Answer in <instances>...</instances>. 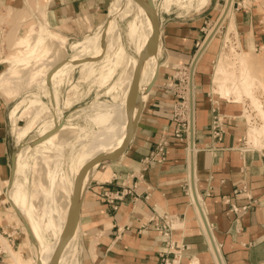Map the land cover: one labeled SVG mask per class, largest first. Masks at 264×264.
I'll use <instances>...</instances> for the list:
<instances>
[{
	"label": "crops",
	"instance_id": "0c3cea01",
	"mask_svg": "<svg viewBox=\"0 0 264 264\" xmlns=\"http://www.w3.org/2000/svg\"><path fill=\"white\" fill-rule=\"evenodd\" d=\"M29 1L0 0V72L7 67V61L1 58L8 46L33 21V14H28L32 11L28 8ZM36 1L43 8L45 26L65 35L55 28L68 34L85 31L105 19L113 0ZM199 1L202 8L190 14L173 12L172 6L169 11L156 8L160 22L156 73L126 148L115 158L99 161L78 202L77 240L73 248L76 264H163L164 258L173 260V264H264V146L257 147L248 141L249 128L242 118L243 103L215 92L213 65L220 54L222 34L215 32L201 52L228 0ZM34 14L37 15L36 11ZM263 14L256 0H232L221 25L240 52H251L264 44ZM210 22L214 23L207 30ZM34 31L37 30L30 34ZM58 40L65 45V41ZM198 52L201 53L192 75L190 99L188 74ZM186 87L191 120L184 137L179 138L174 130L177 119L181 118L178 106L185 101ZM0 88V187L3 189L5 181H13L11 157L17 144L10 117L14 98L2 90L5 87L0 85ZM116 88L120 89V85ZM122 97L121 104L126 99L125 93ZM19 113L20 109L16 112L17 124L22 121ZM215 115L223 122L221 139L211 133ZM162 136L168 138L165 158L145 161L144 157ZM41 143L34 140L30 148ZM95 143L96 140L88 146L84 160ZM118 151L116 147L112 154ZM81 166L86 169L85 165ZM61 173L64 174L59 172L57 178ZM16 183L17 180L8 189L14 204L12 191ZM72 183L73 194L76 188L73 178ZM2 191L0 238L16 253L17 263L0 242V264H37L39 251L24 223L23 231L15 219L9 220L3 213ZM10 197L7 192L6 201L14 209ZM63 199L58 203L64 201V208L59 205L54 211L57 216H49L50 221L58 219L60 232L67 222L61 214L69 207L71 197ZM232 205L238 210H232ZM26 209H31L28 204ZM151 217L168 220L170 229L164 233V229L150 221ZM39 229L45 236L44 230ZM27 244L32 245L27 248Z\"/></svg>",
	"mask_w": 264,
	"mask_h": 264
},
{
	"label": "rangeland",
	"instance_id": "374dc122",
	"mask_svg": "<svg viewBox=\"0 0 264 264\" xmlns=\"http://www.w3.org/2000/svg\"><path fill=\"white\" fill-rule=\"evenodd\" d=\"M114 1L115 0L112 1V4ZM125 1L127 0H123L122 4ZM133 1L137 2V0ZM256 1L264 12V0ZM112 4L107 10L105 19L98 24L89 26L85 31H77V33L71 31L70 34H68L60 28L49 25L52 28L60 30L67 36L66 37L58 31L45 26L43 8L40 7V4L36 0H30L28 8L32 11L28 14H33V21L23 34L17 35L12 40L10 47L8 46L5 51L6 55L1 58V61H7V67L0 72V77L4 74L1 80L3 81L2 86L5 88L2 90L10 94V97L14 98L13 103H15L10 110V117L13 123L15 142L17 144L16 150H19L18 139L26 131H33L26 139L27 143H31L34 140L36 141L37 138V140L43 141L51 137V134L47 136L39 135V133H42L40 129L43 130L47 128L49 122L53 124L56 123L53 127L58 131L61 130L62 125L68 128L60 139L53 142L43 141L38 146L32 149L29 148L25 156L29 164L25 177H23V175L14 174L12 180H17L18 184L26 188V201L31 208L30 211L22 207L23 209L19 208V211L15 212V209L11 208L6 201V194L11 183L10 181L8 183L7 181L4 182L5 186L3 189L0 187L1 191L3 190L2 198L5 204L3 213L7 214V218L9 220L15 219L17 222L16 224L21 226L24 231L23 223L26 220L25 216L28 217L31 215L30 217L33 218L32 221L34 224L44 230L45 236L52 244L56 243L54 241L57 239L54 236L58 237V234L55 232H60V224L57 218H53V221L51 219V222L49 216H57V214H54V211L59 208L60 204L58 201L60 199H63V197H69L70 199L72 196L71 187L73 186V175L71 173V168L74 165V161L77 163V170L80 171V165L83 163V155L87 151L88 146L93 143L96 139L95 137H98L104 130L100 124L94 121L99 109L97 107H100L102 110L105 106H114L122 103L123 93H125L126 97L128 96L133 79V76L127 74V72L131 64L135 65L138 62L137 44L131 40L130 34H128L130 23L138 16V9L134 8L129 3L132 9L130 11L131 6H128L126 9L131 13H128V11L126 14L121 13L123 16L120 13L112 16ZM156 5L163 11H169L172 6L173 12L178 14H190L202 8L199 0H156ZM34 11H36L37 15L34 14ZM106 18L107 22H105ZM112 18L114 19L113 23ZM110 23L111 25L115 24L117 29L107 41L106 47H102L103 49L101 51L99 48L94 52L91 51L87 53V51L85 52L80 46L75 48L76 44L85 42L92 37L102 38L105 42V38H107L106 36L109 32L108 29L111 26ZM213 23L214 22H210L206 29L208 30ZM34 29L37 31L30 34V31ZM143 30L144 29H140L141 36L144 34ZM217 31L218 34H222V41L218 49V53L220 54L218 57V53L216 55V62L220 58H225V60L230 62V69L241 75L244 71L240 64L241 59L246 58L249 60L250 64L248 67L250 72L248 71V73L251 75L256 73V75H258L256 77V96L264 105V86L260 87V82L264 85V44L255 49L253 48L254 50L251 52H240V49L236 48L228 32L224 33L221 23L216 32ZM51 33L59 35L58 38L65 41L64 50L67 55L66 57H71L75 53V55L82 53L79 54V56L81 55L83 58L80 61L81 63L79 62L71 70L65 71L61 76L56 78L54 82L56 83L55 85L53 84L54 80L49 82L48 78L57 69V66L53 64L56 63L61 56H58V59L55 57L54 59L48 57L51 53L49 55V51H46L45 43L50 35L54 37V40L58 44H62V42ZM37 34H39L38 38H40L42 42L34 46L31 42ZM95 52L98 54H95ZM62 56L64 55L62 54ZM84 56L86 59H84ZM85 60H88V62H84ZM250 61L253 62V65ZM216 62L213 65V71ZM246 72L247 70H245V73ZM188 76L190 77V93L188 96H190L191 99V71ZM213 82L215 89L220 82H216L214 76ZM117 83L120 85V89L116 88ZM51 89L52 93L50 91ZM187 90L188 88L186 87L184 91L185 101L178 106V116L184 118L183 120L185 122L187 120L188 125L191 120V105L188 103L189 98H186ZM237 92L242 94L239 87ZM226 98L235 101V97L233 96H227ZM242 98L241 102L245 107V109L243 107L244 112L242 118H245L246 122L248 121V128L251 127V122L249 121L260 124V119L257 116V112L252 108L249 97L244 95ZM18 109H20L19 116L22 117L20 124L16 123V112ZM56 119L60 121H56ZM70 130H74V134L71 133ZM91 134H93V136H91ZM263 141L264 139L262 138L260 142L255 145L257 147L264 146ZM247 144L249 145L250 143ZM74 148L75 150H73ZM33 151L35 154L32 153ZM61 171H63L64 175L59 179L57 175ZM72 200L76 202V197L73 198L72 196ZM69 208L70 207H66L62 211L61 218L63 220L67 221ZM69 231L70 228L67 227L63 230L65 234ZM31 245L32 244H27V248H30ZM36 249L38 253L39 249ZM61 249L62 246L59 247L56 253L57 259L61 257ZM32 252H34V249H32ZM36 260L38 262V259Z\"/></svg>",
	"mask_w": 264,
	"mask_h": 264
},
{
	"label": "bare ground",
	"instance_id": "6f19581e",
	"mask_svg": "<svg viewBox=\"0 0 264 264\" xmlns=\"http://www.w3.org/2000/svg\"><path fill=\"white\" fill-rule=\"evenodd\" d=\"M142 1L144 2V4L147 3L146 0H142ZM205 1H207V0H203V2H205ZM122 2H123V0H115L113 7H112V12H111L112 16H115L116 14H119V13L120 14L121 13L126 14L129 11V10L127 11L126 8H128V6H131V5L134 8L138 9V13H137L138 16L136 15L137 18L133 22L130 23V27L128 30L129 31L128 34H130L131 40L136 42V44H137V53H138L139 58L142 57L138 84H137L136 91L133 95H130V91H129L128 96L126 97V99L124 101V104H121L118 106H105V107H103L102 110L100 107H97L99 109H98V113L96 114L95 118L93 117L94 121H96L98 124L103 126L105 128V130L103 132H101L98 137H95L96 143L91 146L89 152L86 155L87 156L86 160H84L85 154L83 155L82 165H85L86 169L84 170L81 166L80 171H78L77 170V163H74V165L71 169L72 175H73L72 178H73V182H74V187L76 186V188L73 191L72 196H73V198L76 197V203H78L79 200H81V196L85 190L86 184H87L91 174L95 170L97 164L99 163L98 160L93 161V159L98 155L112 154V152L115 150L116 147H117V149H119L121 147V145L123 144V142L127 136H130L133 134L134 129H135V125H136V119H137V114H138L139 108L141 106L142 101L145 99L146 95L149 92L150 84H151L152 80L154 79V76L156 73V68L158 65V60H159L158 59V52H159L158 50L160 49V43H159V41L155 45H152L150 43V38H151L153 27H152V20L150 18V14L148 12L147 7L144 6V4L140 0H137V2H135L133 0H127L123 4H122ZM153 2L155 4V0H153ZM129 3L131 5H129ZM231 5H232V0H230L228 5H227L228 7L226 9V13L228 12V9H229V7H231ZM132 6L130 8V11L132 9ZM155 6L158 9L156 4H155ZM118 10H119V12H118ZM130 11L128 13H131ZM229 14H231V11L229 12ZM113 21H114V19L112 20V23H113ZM110 25H111V23H110ZM116 29L117 28H116L115 24H112L109 27V29H108L109 32L106 36L107 38H105L106 39L105 42H107V40L113 35V33L116 31ZM140 29H144L143 30L144 31L143 36L140 35ZM38 35L39 34H37L36 37H34L33 41L31 42V44L34 46H35V44L42 42L41 39L38 38ZM206 41L204 42L203 46L205 45ZM103 42H104V40H102V38H99V37H97L96 39L91 38V39L86 40L85 42H82L81 44L76 45L75 48L80 46L83 48V50L85 52L87 51V53L91 52V51L94 52ZM118 44H119V41H118ZM203 46H202V48H203ZM102 47L103 46H101L100 51L103 49ZM45 48H46V51H49V55L51 53V55L48 57H52L53 59L55 57L56 59H58L59 58L58 56H61V58L56 63L53 64V65L57 66V69L48 78L49 82H52L54 80L53 81L54 85L56 84V83H54L56 78L61 76L65 71L71 70L74 66H76L81 61V59H83L81 55L79 56V54H82V53H79L81 51L78 52L79 54L77 53L78 55H75L76 54L75 53V54H73L74 56L72 55L73 57L72 56L66 57L67 55H66L65 50H64L65 49L64 43L62 42V44H58L54 40V37H52V35H50L46 39ZM119 52H118V55H119ZM120 53H122V52H120ZM62 54L64 56H62ZM95 54H98V53L95 52ZM139 58H138V60H139ZM84 59H86V57ZM87 59H89V58H87ZM120 59H121V57H120ZM84 62H88V60L87 61L85 60ZM250 62H252V61H250ZM136 64L135 65L131 64L127 74L133 76ZM240 64L244 70L241 73V75L237 74L235 71L233 72L230 69V67H229L230 62L225 60V58H220L216 62L215 69H214V79L216 82H220V84H218L217 88H215V92H217L221 96H226V97L227 96H229V97L233 96V97H235V101H242V99H243L242 97L244 95H247L249 97V99L251 100L252 108L255 110V112H257V116L260 119L261 123L258 124L257 122L249 121V122H251V127L249 126L250 128L248 130L247 137H248L249 142H254L257 144L258 142H260V140L262 138L264 139V105L259 100V98L256 96V81H257L256 77L258 75H256V73H254V75H251L250 73H248V71H249L248 66L250 63H249V60H247L246 58H242ZM252 65H253V62H252ZM255 66H253V67H255ZM191 67H192L191 68V82H192V75L194 72L195 64L192 65ZM247 67H248V69H247ZM245 70H247L246 73H245ZM257 73H258V71H257ZM7 74H9V73H7ZM9 75L12 76L11 74H9ZM0 85L1 86L3 85L2 80H0ZM116 86H118V85H116ZM261 86H264L262 82H260V87ZM238 87L241 90L242 94H239L237 92ZM50 91L52 93V89ZM54 101H56V100H54ZM57 120H59V119H56V121ZM55 124L56 123L53 124L52 122H50V124H48L46 130L40 129L42 131V133L41 134L39 133V135L47 136L48 134H51V137L47 138L49 141H55V140L59 139L68 130V128L65 125H62L60 123L62 125V127H61V130L58 131V130L54 129V127H53ZM189 124H190V122L188 123V125ZM70 132L74 134V130H70ZM30 133H32V132L26 131L18 139L19 150L18 151L15 150V161H14V165H13V176H12V178L14 177V174L23 175V177H25V174L27 173L28 164H27L25 156H26L27 150L32 146V143H33V141L31 143H27V140H26ZM97 133H99V132H97ZM91 136H93V134H91ZM37 139H36L35 143L44 141V140L39 141ZM117 144H118V146H117ZM62 175H64V174L61 173L59 175V179H60V177H62ZM14 182L15 181H12L10 183L9 188L13 186ZM0 192H1V189H0ZM10 193L11 192L9 190L8 191L9 197H10ZM12 194H13L12 198L14 199L16 205L12 202L11 197H10V201H11L14 209L16 211H19V209L16 206H19L20 209L22 207L24 209H26L27 204L25 205V203H26L25 202V200H26V197H25L26 196V189H25V187L19 185L17 182L14 185ZM72 196H71V200L69 201V207L71 205V202H73ZM63 202H61L60 206L62 205V207L64 208ZM30 216H28V217L25 216L26 220L24 222V226H25V229L27 231L28 236H30V234H31V236L33 238L34 246L39 249L38 262L36 261L37 264H76L75 255L73 254V251L75 249L74 245H75L76 240H77V237H76L77 222L75 225H71L70 223H69V225L66 224V227L70 228V231L67 234H65L63 231H61L58 234V237L54 236L57 240L54 241L56 243L52 244L44 236L43 232L39 229V227L36 224H34V222L32 221L33 218ZM55 235H57V234H55ZM29 240H30V237H29ZM0 242H2V244H4L6 246V250L9 251V253L12 257V261L14 263H17V255H16V253H14V251L8 245V243L4 239H1V238H0ZM61 246H62L61 257L57 259L56 253H57L59 247H61Z\"/></svg>",
	"mask_w": 264,
	"mask_h": 264
},
{
	"label": "water",
	"instance_id": "95a60500",
	"mask_svg": "<svg viewBox=\"0 0 264 264\" xmlns=\"http://www.w3.org/2000/svg\"><path fill=\"white\" fill-rule=\"evenodd\" d=\"M140 1L144 4V2L142 0H140ZM229 1L230 0H228L224 11L222 12L221 16L217 20L212 33L207 38V41H206L205 45L203 46V48L201 49V52L204 49V47L206 46V44L208 43V41L210 40V38L213 36V34L218 29L220 23L222 22V19L224 18L225 14H226V9L228 7L227 5H228ZM146 2L147 3L144 4V6H146L147 9H148V12L150 14V18L152 20V27H153L152 28L151 38H150V43L152 45H155L158 42V39H159V26H160L159 15H158V12H157V9H156V6H155L153 0H146ZM201 52L195 53L194 58H193V60H192L190 65H194L196 63V60H197V58H198V56L200 55ZM141 62H142V57L139 58L136 66H135V69H134L133 79H132L131 86H130V95H133L135 93V91H136L137 84H138V79H139V75H140ZM191 133H192V127L190 129V134ZM131 137H132V135L127 136L125 138L123 144L119 148L118 154H102V155H98V156H96L93 159V161H96V160L102 161L104 159L117 157L119 154H121L124 151V149L126 148L129 140L131 139ZM191 140H192V138H191ZM191 144H192V141H191ZM11 160H12V163L14 165L15 152H13ZM194 193H195V190H194ZM77 212H78V203L72 202L71 205H70L69 211H68L67 222H66L67 225H69V223L71 225H75L76 224V222H77Z\"/></svg>",
	"mask_w": 264,
	"mask_h": 264
},
{
	"label": "built area",
	"instance_id": "2783aa9c",
	"mask_svg": "<svg viewBox=\"0 0 264 264\" xmlns=\"http://www.w3.org/2000/svg\"><path fill=\"white\" fill-rule=\"evenodd\" d=\"M184 118H178L177 119V124L176 128L174 130V134L176 137L183 138L184 137V130L187 131L188 125H187V120L186 122L183 120ZM223 122H221V118L218 117V115H215L213 120H212V125H211V133L212 136L216 139H221L222 133H223ZM168 143V138L165 136H162L160 140L156 143V146L154 149H152L147 156L144 157L145 161L149 160H156V161H161L165 158V152H166V145ZM245 208V206H242ZM232 210L237 211L238 207L232 205ZM150 221L157 227L164 229V233L167 232L168 229H170L171 225L169 224L168 220H159L156 217H151ZM207 226L209 227L208 223ZM163 264H173L170 260L167 258H164Z\"/></svg>",
	"mask_w": 264,
	"mask_h": 264
}]
</instances>
